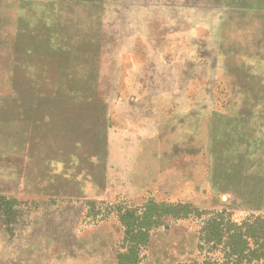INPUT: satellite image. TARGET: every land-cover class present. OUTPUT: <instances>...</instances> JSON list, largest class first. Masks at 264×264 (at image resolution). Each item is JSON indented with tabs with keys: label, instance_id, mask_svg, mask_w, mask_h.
I'll return each instance as SVG.
<instances>
[{
	"label": "rangeland",
	"instance_id": "rangeland-1",
	"mask_svg": "<svg viewBox=\"0 0 264 264\" xmlns=\"http://www.w3.org/2000/svg\"><path fill=\"white\" fill-rule=\"evenodd\" d=\"M0 196V264H116L119 211L163 202L264 214V0H0Z\"/></svg>",
	"mask_w": 264,
	"mask_h": 264
},
{
	"label": "trees",
	"instance_id": "trees-1",
	"mask_svg": "<svg viewBox=\"0 0 264 264\" xmlns=\"http://www.w3.org/2000/svg\"><path fill=\"white\" fill-rule=\"evenodd\" d=\"M14 202L13 198L0 196V204L7 216L11 214ZM169 218L199 220L196 232L199 256L173 264H264V214L250 213L235 219L230 208L200 209L191 202H163L157 204V209L148 207L140 214L119 211L124 237L116 264H140L151 232L163 226Z\"/></svg>",
	"mask_w": 264,
	"mask_h": 264
},
{
	"label": "water",
	"instance_id": "water-1",
	"mask_svg": "<svg viewBox=\"0 0 264 264\" xmlns=\"http://www.w3.org/2000/svg\"><path fill=\"white\" fill-rule=\"evenodd\" d=\"M223 199H225V200H226V196H223Z\"/></svg>",
	"mask_w": 264,
	"mask_h": 264
}]
</instances>
